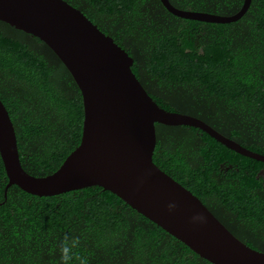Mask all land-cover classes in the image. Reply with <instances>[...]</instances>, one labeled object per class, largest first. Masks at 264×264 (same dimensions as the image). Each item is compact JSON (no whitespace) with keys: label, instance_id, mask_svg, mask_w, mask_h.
<instances>
[{"label":"trees","instance_id":"trees-1","mask_svg":"<svg viewBox=\"0 0 264 264\" xmlns=\"http://www.w3.org/2000/svg\"><path fill=\"white\" fill-rule=\"evenodd\" d=\"M133 58L132 71L161 107L200 118L264 154V0L229 23L182 18L160 0H66ZM219 15L243 0H169ZM0 100L21 166L43 176L79 144L82 95L39 38L0 20ZM154 163L189 189L248 246L264 252V162L199 128L155 123ZM0 158V264H61L59 242L81 238L88 264H212L100 186L53 196L7 189ZM71 264H78L77 261Z\"/></svg>","mask_w":264,"mask_h":264},{"label":"water","instance_id":"water-1","mask_svg":"<svg viewBox=\"0 0 264 264\" xmlns=\"http://www.w3.org/2000/svg\"><path fill=\"white\" fill-rule=\"evenodd\" d=\"M173 15L216 23L241 18L251 0L230 15L175 7ZM0 20L43 41L60 59L82 95L79 144L50 174L23 169L8 111L0 100V158L11 185L36 196L89 186L115 194L139 214L212 264H264V252L237 238L189 189L159 168L152 155L155 123L199 128L227 148L264 162V154L223 135L198 117L159 106L132 71L133 58L66 0H0ZM177 203L169 212L167 205ZM203 213L206 223L191 217Z\"/></svg>","mask_w":264,"mask_h":264},{"label":"clouds","instance_id":"clouds-1","mask_svg":"<svg viewBox=\"0 0 264 264\" xmlns=\"http://www.w3.org/2000/svg\"><path fill=\"white\" fill-rule=\"evenodd\" d=\"M178 207L177 203L170 202L167 205L169 212H172ZM193 223H206L207 217L203 213H197L191 217ZM81 238L79 236H71L70 234H65L59 242L60 251V261L61 264H71L73 261H77L78 264H88L87 256H81L78 251L74 249H79Z\"/></svg>","mask_w":264,"mask_h":264}]
</instances>
